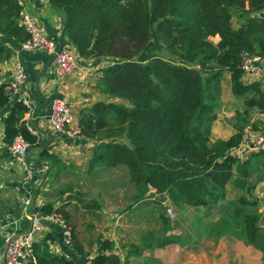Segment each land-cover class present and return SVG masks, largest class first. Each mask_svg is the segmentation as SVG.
<instances>
[{
	"label": "trees",
	"instance_id": "1",
	"mask_svg": "<svg viewBox=\"0 0 264 264\" xmlns=\"http://www.w3.org/2000/svg\"><path fill=\"white\" fill-rule=\"evenodd\" d=\"M55 1L66 13L64 35L78 54L110 61L96 84L109 99L84 108L79 118L81 134L99 142L92 149L90 169L122 165L138 198L153 189L173 204L199 207L225 199L235 166L243 170L240 166L249 157L264 158V150L244 162L228 154L241 141L250 110L264 112V78L245 83L240 67L243 52L264 56V16L252 15L264 10V0ZM19 14L16 0H0V34L21 43L28 34L19 23ZM215 35L219 36L216 43L210 40ZM162 50L167 56L160 55ZM5 57L0 44V62ZM226 73L231 92L244 96V108L235 115V132L212 142L211 127ZM9 98L1 85L0 108ZM25 113L26 107L14 101L2 118L8 157V146L18 134L30 146L40 145L22 121ZM41 155L49 157L46 148ZM240 201L254 205L245 197ZM53 209L50 204L39 208L42 213ZM233 215V220L241 215L237 231L256 245L259 215L241 209ZM226 221L215 225L218 233L226 230L220 227ZM113 248L112 241L99 239L90 264H125ZM74 250L81 252L75 246ZM27 264L76 263L51 252L44 238L33 244Z\"/></svg>",
	"mask_w": 264,
	"mask_h": 264
},
{
	"label": "crops",
	"instance_id": "2",
	"mask_svg": "<svg viewBox=\"0 0 264 264\" xmlns=\"http://www.w3.org/2000/svg\"><path fill=\"white\" fill-rule=\"evenodd\" d=\"M27 9L42 32L53 40L57 47L73 49L77 56L76 68L71 73L62 75L58 72L51 55L23 50L20 48V42L10 36L0 34V44L4 45L6 55L5 59L0 62V86L6 85L10 81L14 59L18 57L25 68L24 96L30 100L33 108L32 112L23 115L22 121L38 131L36 138L40 145L30 146L28 149V159L35 170L30 185V209L40 211L39 208L46 204H50L52 208H61V211L67 216L68 224L74 235L72 245L67 246L62 241V229L59 226H53L41 231L37 237V242L46 238L51 252L73 259L76 264H86L96 254L98 240L108 239L114 243L113 253L117 254L125 264H128L127 260L122 259V254L126 253L127 255L129 253L125 252V249L129 246L130 249L133 245L137 247V241L129 239L126 235V229L132 228L133 225L128 223L127 220L125 221L124 217L114 220L112 212H110L118 203H121L120 206L125 208L131 202L130 200L135 197L134 194L137 195L136 188L129 180L127 169L122 165L116 167L99 166L90 169L89 160L93 154L92 149L99 142L84 135L78 138L68 137L66 134L54 130L48 122L51 102L55 98L65 100L78 119L84 108L98 100L109 99L99 91L96 84L101 76V70L109 65L110 61L106 58H84L78 54L74 44L64 35L66 13L55 0H28ZM252 15L264 16V10L254 12ZM210 40L216 43L219 36H211ZM263 78L264 70H260L253 81H260ZM242 80L249 83L243 78ZM223 83L226 86L225 88H223ZM224 90L228 92L225 93ZM224 94H227L229 98L235 97L230 90L228 73L224 75L221 81L219 104H222V106L225 101ZM235 99L239 100L237 97ZM14 101L15 99L11 98L6 106L0 108V148L3 149L2 152L4 153L0 157L5 156L2 158L3 166L1 169L3 170H1L0 183L2 182V184L0 186L4 185L5 189L14 190L16 195L14 201L7 202L6 215L0 218V264H2L4 234L6 231L12 230L14 226L19 231H26L29 229L31 222L30 219L21 217L22 199L24 197V193L20 188L22 175L9 164V157L6 153L7 148L3 142L4 125L2 118L9 112ZM235 109L237 108L235 107ZM221 112L224 113V108ZM233 113L226 121L220 120L217 116L219 112L216 113L217 117L211 127L210 141L227 139L235 132L233 127L235 116H233ZM263 130L264 112H258L256 109L250 110L249 122L243 129L242 137L244 135L255 136ZM43 148H46L49 157L41 155ZM248 157L238 160L244 162ZM256 157L258 156L249 157L240 168H244L250 161H256L257 166L264 170L262 158ZM118 171L123 173L120 179L112 174ZM242 176L244 174L233 176L231 182L226 185L225 199L222 201V203L227 204L224 211L227 210L228 204H234V200L227 196L228 191L244 187ZM89 178L100 181L95 184L93 181L88 182ZM245 190L253 197H251V202H254V205H252L254 211L251 213L260 214L259 218L261 219L259 221L261 224L259 227L264 231V175L256 178L252 185ZM150 191L152 189L137 198L143 199ZM153 193L157 194L155 191ZM85 199H95L94 202L97 204H87ZM184 207L190 206L185 205ZM220 207L222 206H212V208H209L208 213H212V211L217 213ZM190 208L192 212L193 209H199ZM222 219L228 220L230 218L221 217L219 219L215 216V225ZM209 220L210 218L206 217L203 219L205 222ZM192 222L193 220L190 224L189 240L195 247L192 252H186V256L182 257L184 244L178 242L166 243L165 240H162L155 245L157 257L161 261L170 253L174 255L176 264H202L203 262L205 264L260 263L262 253L242 238L237 229L235 235L227 233L226 230L221 233L215 230L211 235L200 237L198 232L200 228L199 220L195 219V229ZM88 228L95 231L97 237L86 236L85 232ZM102 229L104 232L101 231ZM105 229H108L106 234ZM111 229L114 230L111 231ZM203 244L206 245V248L201 247ZM74 246L78 247V251H81L80 254H76ZM151 246L146 244L144 246L145 250H149ZM127 259L131 261L132 258L129 255Z\"/></svg>",
	"mask_w": 264,
	"mask_h": 264
},
{
	"label": "built area",
	"instance_id": "3",
	"mask_svg": "<svg viewBox=\"0 0 264 264\" xmlns=\"http://www.w3.org/2000/svg\"><path fill=\"white\" fill-rule=\"evenodd\" d=\"M20 7L19 23L25 29L28 37L21 42L20 48L27 51L47 53L57 66L58 72L62 75L71 73L76 68V53L73 49L59 48L48 38L37 25L36 21L27 9L28 0H16ZM264 56L243 52L241 54L240 67L243 71L242 78L252 82L260 70H264ZM26 80L25 68L22 62L16 57L13 64V73L10 81L5 85L9 99L21 102L32 112V104L24 96V85ZM48 122L51 127L71 138L81 136L79 119L71 109L70 105L61 98H55L51 102ZM31 134L38 136V131L26 124ZM29 142L18 134L8 146L9 164L22 177L20 188L24 193L22 199L21 217L30 219V227L26 231L17 230L16 226L4 234V247L2 251V264H27L31 254L32 246L37 242L39 233L47 228L59 226L62 229V241L65 245H72V229L66 221L63 213L58 208L48 213L30 209V185L34 178L35 170L28 159ZM264 150V130L257 135H244L238 145L231 147L229 156L237 159H245L252 153ZM167 212L171 214L170 208ZM15 225V222H14ZM86 264H90V260Z\"/></svg>",
	"mask_w": 264,
	"mask_h": 264
},
{
	"label": "rangeland",
	"instance_id": "4",
	"mask_svg": "<svg viewBox=\"0 0 264 264\" xmlns=\"http://www.w3.org/2000/svg\"><path fill=\"white\" fill-rule=\"evenodd\" d=\"M233 23L234 26H236L239 23L237 21V18L233 19ZM160 52H161L160 55L167 56L165 51L162 50ZM225 87L226 86L224 84L223 88ZM224 92L226 93L228 91L224 90ZM235 97L239 98V100H236ZM235 97L229 98L227 94L223 95V98H225L223 106L222 104L218 103V107L216 109V113L219 112L217 116H219L220 120L226 121L228 117L231 116L232 112H234L233 116H235V114L238 111L243 110L244 96L242 97L235 95ZM122 102L126 104L125 101ZM235 107L238 110L235 109ZM223 108H224V113L221 112ZM2 150L3 149L0 148V152H1L0 155L4 154ZM3 157L5 156L0 157V177L2 176L1 170H3L1 169L3 166V161H2ZM262 160L264 162V158H262ZM112 174H114L116 177L120 179L122 178L123 173L118 171L117 173H112ZM243 174L244 176H242L243 177L242 180L244 181V187L239 189L234 188L235 190L229 188L230 191H228L227 194L228 198L230 197L232 198L231 200H234V204H228L227 210L225 211L224 209L227 204L220 202L216 205H213L214 207L222 206L220 207L217 213H215V211H212V213H208V211L210 210L209 208H212V205L195 207L199 209H193L192 212L191 211L192 209L190 208L191 206L184 207L185 205L173 204V202L169 198L166 197L161 198V195L154 194L153 189L152 191H150L149 194L145 195L143 199L142 198L138 199L137 195L134 194L135 197H133L132 200H130L131 201L130 203L128 201L129 204L125 208L120 206L121 203H118L114 209L110 210V212H112V216H113L112 218L116 220L120 217H124L125 221L127 220L128 223L133 225L132 228L126 229V235L129 239H133L137 241L136 248L132 247L130 249L129 246L127 249H125V252H129V253L127 255L126 253H124V255L122 254V259L127 260L128 264L130 263L176 264V262L174 261V255L170 253L166 255V258H164L163 261H161L157 257L158 255H157V250L155 249V245L160 243V241L162 240L165 241L173 240L174 242L182 243L184 244V250H182V257H185L186 252L191 253L192 249L195 248L194 245L189 241L190 232H191L190 224L191 221L193 220L192 226L195 229V219L199 220L200 228L198 229V232L200 233V237L202 235L204 236L211 235L218 228V226H215V221H214L215 216L219 217V219L221 217L230 218L226 221L227 224H223L220 227L225 226L227 233H231L232 235H235L236 234L235 230L240 229V227L242 226V219H241V215H239V217L236 220H233L235 218L233 212L236 209H241L243 213H250L254 211V206L250 204L242 205L240 200L241 198L245 197L250 202L252 201L251 199L252 196L249 193H247L245 189L251 186L252 182L256 178H258L261 175H264V170H261L257 166L256 161H250V163L245 168H243V170L234 167L233 176H237V175L241 176ZM248 174L249 176H247ZM89 181L91 182L93 181V183L97 184L100 180H96V179L94 180V178H89L88 182ZM0 184H2V182ZM3 186L4 185L0 186V218L6 215L7 206H8L7 202L14 201V196H16L14 190L5 189L4 188L5 186L4 187ZM122 188L126 189L125 187ZM85 200H87L86 202L87 204L96 201L95 199H85ZM167 208H170L171 214L167 212ZM89 211H93V210H89ZM205 217L210 218V220L206 222L203 221ZM260 224L261 222L258 221V225ZM230 225L234 226L232 230L228 229ZM113 230L114 229H111V231ZM259 230H260L259 235L257 233V243L256 245L253 244L252 245L255 247V249H257L259 252L262 253V258L259 264H264V231L262 230V228L261 229L259 228ZM101 231L104 232L103 229ZM106 232H108V229H105V234ZM149 232H151V236L148 237ZM85 233L86 236L88 237L89 236L94 238L97 237L95 231H92L90 228L86 229ZM240 236L243 238L241 231H240ZM146 244L152 245L150 249L147 251L145 250L146 248L144 247ZM201 247L206 248V245L203 244L201 245ZM138 250L140 251L137 253ZM129 255L132 258L131 261L130 259H127ZM202 264H205V262H203Z\"/></svg>",
	"mask_w": 264,
	"mask_h": 264
},
{
	"label": "water",
	"instance_id": "5",
	"mask_svg": "<svg viewBox=\"0 0 264 264\" xmlns=\"http://www.w3.org/2000/svg\"><path fill=\"white\" fill-rule=\"evenodd\" d=\"M263 66H264V61H263Z\"/></svg>",
	"mask_w": 264,
	"mask_h": 264
}]
</instances>
